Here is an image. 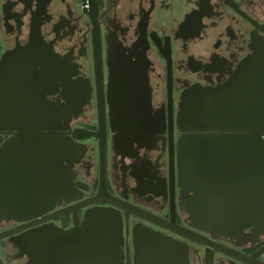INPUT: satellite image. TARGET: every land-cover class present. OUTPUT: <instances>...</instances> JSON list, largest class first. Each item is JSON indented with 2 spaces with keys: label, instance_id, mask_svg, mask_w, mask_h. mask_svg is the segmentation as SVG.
I'll return each instance as SVG.
<instances>
[{
  "label": "flooded vegetation",
  "instance_id": "obj_1",
  "mask_svg": "<svg viewBox=\"0 0 264 264\" xmlns=\"http://www.w3.org/2000/svg\"><path fill=\"white\" fill-rule=\"evenodd\" d=\"M136 73L116 153L106 86ZM203 90L255 113L264 0H0V264H107L108 240L115 264H264V187L222 177L197 205L217 219L185 211L177 115Z\"/></svg>",
  "mask_w": 264,
  "mask_h": 264
},
{
  "label": "water",
  "instance_id": "obj_2",
  "mask_svg": "<svg viewBox=\"0 0 264 264\" xmlns=\"http://www.w3.org/2000/svg\"><path fill=\"white\" fill-rule=\"evenodd\" d=\"M136 76V79L129 80L127 84L118 80V74L108 78L106 86L108 127L115 134L112 137V144L116 153L120 152V143L127 135L138 132L119 125L120 119L139 118L140 115L136 116L127 109V103L134 102L139 107L144 100L142 95L148 93L144 75L136 73ZM253 86L255 85L251 83L252 88ZM124 91L135 94L125 97ZM195 93L194 91L182 97L177 127L183 135L176 145L177 185L181 187L185 211L193 223L200 219H206L208 222L217 219L211 214L213 212L211 209H198V197L203 195L208 197L210 194L207 191L199 194L200 188H211L213 187L211 183L214 182L215 186L216 180L222 177L226 182L232 180L231 177L240 181L247 179L250 181L251 194L255 193L256 189L264 187V110H261L264 109V99L251 97L247 100L248 107L251 109L256 107L255 113L230 115L221 110L224 106L219 98H214L211 90ZM99 118L104 121L103 112ZM240 124H244L245 129H241ZM215 142L217 144H214ZM107 220L110 230L113 228L114 219L107 217ZM182 235L190 237L187 233ZM160 240L163 244L166 243L164 238L160 237ZM106 248V263H117L119 259L113 255L110 240L107 241ZM155 257V260L159 259L158 256ZM142 263L151 264L152 261L146 255Z\"/></svg>",
  "mask_w": 264,
  "mask_h": 264
}]
</instances>
